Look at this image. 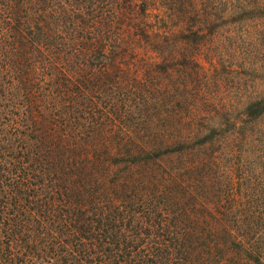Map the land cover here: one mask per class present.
<instances>
[{
    "label": "trees",
    "instance_id": "obj_1",
    "mask_svg": "<svg viewBox=\"0 0 264 264\" xmlns=\"http://www.w3.org/2000/svg\"><path fill=\"white\" fill-rule=\"evenodd\" d=\"M229 5L0 0V248L32 244L45 264H190L196 247L230 244L264 264V150L262 171L235 178L244 150L226 152L213 127L134 140V120L153 122L135 116L130 95L149 90L124 85L121 75L137 65L140 47L171 49L174 37L201 43L207 23L234 12ZM242 116L233 137L246 146L264 120V97L247 102ZM213 144L216 154L202 152ZM173 159L180 165L164 168ZM180 172L187 182L174 177ZM55 207L63 220L48 229ZM0 264L18 263L0 254Z\"/></svg>",
    "mask_w": 264,
    "mask_h": 264
},
{
    "label": "rangeland",
    "instance_id": "obj_2",
    "mask_svg": "<svg viewBox=\"0 0 264 264\" xmlns=\"http://www.w3.org/2000/svg\"><path fill=\"white\" fill-rule=\"evenodd\" d=\"M217 1L223 4L221 9L232 4L234 12L223 14L221 18H214L207 23L201 43L184 45L180 39L174 37L175 43L171 49L160 47V51L156 52L147 46L140 47L137 65L121 71V75L125 77L124 85L140 91L149 90L148 94L141 95L140 92L139 97L138 93L130 95L131 102L137 103L133 107L135 116L142 115L144 119L149 116L153 122L134 120V126H130L137 133L132 136L134 140L140 137L146 139L147 136L152 137L154 132L160 134L165 130L180 134H205L208 128L213 127L218 131L217 139L224 142L222 146L226 152L234 148L244 150V159L237 162L239 169L232 173L237 178L242 173L247 176L262 171L257 150H264L261 144L264 120L260 127L255 126L256 131L249 124H241L244 127L241 131H253L246 146H241V142L235 140L233 129L234 123L242 119L247 102L264 97V10L257 7L264 0ZM243 5L244 10L235 11V8ZM129 60L131 61L130 58ZM153 60L159 66H153ZM204 148L202 152L214 153L216 144ZM225 158L221 162L224 165L232 160L228 156ZM180 163L173 159V163L165 164L164 168L177 167ZM205 172L214 181V169L208 168ZM186 176V173L180 172L179 176L176 174L174 177H180L187 182ZM226 177L228 180L229 176ZM239 181L244 184L243 179ZM187 186L190 187L189 184ZM23 194L27 195L28 191ZM18 198L25 203L23 196L18 195ZM61 209L55 207L48 211V218L43 221L48 229L60 227L64 214ZM26 224L29 233L38 234L34 221ZM5 244H2L0 254H11L18 264H45L41 254L38 256L37 249L32 248V244L19 241L12 244L10 251H7ZM219 248L217 251L213 245L196 247L188 256L190 264H255L245 259L243 253L237 252L235 245L221 244ZM168 255L173 257V261L181 262L175 253Z\"/></svg>",
    "mask_w": 264,
    "mask_h": 264
}]
</instances>
